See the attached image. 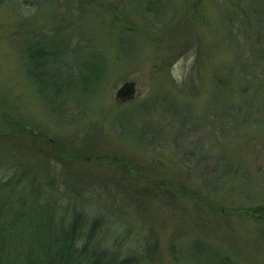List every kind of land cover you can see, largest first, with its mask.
<instances>
[{"label": "rangeland", "instance_id": "1", "mask_svg": "<svg viewBox=\"0 0 264 264\" xmlns=\"http://www.w3.org/2000/svg\"><path fill=\"white\" fill-rule=\"evenodd\" d=\"M44 1L0 6V183L27 172L1 191L43 203L22 236L82 212L78 247L99 217L121 260L264 264V0Z\"/></svg>", "mask_w": 264, "mask_h": 264}, {"label": "trees", "instance_id": "2", "mask_svg": "<svg viewBox=\"0 0 264 264\" xmlns=\"http://www.w3.org/2000/svg\"><path fill=\"white\" fill-rule=\"evenodd\" d=\"M85 2L89 3V0H82L79 5L80 8H82ZM48 3L53 5V0H48ZM43 4H46L44 0H0V6L9 8L14 5L16 8L15 11L18 12L22 10V7L33 8L37 11ZM154 6V0H148L145 9H152L154 11ZM26 44L27 47H25ZM24 45L23 51L26 54L25 58L32 61L37 67L44 66L47 58H57L61 52V46L57 42H51L45 38L39 41L32 39L31 41H26ZM46 45L48 48L53 47L55 50L46 51ZM260 57L263 60L264 53ZM5 118L6 121L14 122L20 127H27V125H22L19 121ZM107 162L114 167L123 164L118 157L114 156H110ZM25 175H27L26 171L24 173L22 172L21 176L18 175L19 177H12L7 183H0V264L139 263L141 258L138 253L121 260L116 254H112L110 249L103 248L98 244L97 233L103 222V219L99 217L92 220V224L86 234L84 245L78 247L77 240L81 230L83 231L82 222H84L85 218L82 212L77 215L74 223L69 228L64 225L56 229V227L54 228V219L51 220L48 217V212L43 209V214L46 215L50 223L44 222L41 224V231L36 232L34 236L30 234L22 236L24 232L19 225L27 219L32 218V210L34 209V205L28 204V200L25 197L29 196V199L33 197L39 206L43 203L31 191L26 190L22 197L18 196V199H12L11 195H5L1 189L5 186L15 198L19 185L25 180ZM49 209L48 207L46 210ZM258 212H260V209Z\"/></svg>", "mask_w": 264, "mask_h": 264}, {"label": "water", "instance_id": "3", "mask_svg": "<svg viewBox=\"0 0 264 264\" xmlns=\"http://www.w3.org/2000/svg\"><path fill=\"white\" fill-rule=\"evenodd\" d=\"M135 92V83L127 82L118 90L117 97L126 100L133 97L135 95Z\"/></svg>", "mask_w": 264, "mask_h": 264}, {"label": "flooded vegetation", "instance_id": "4", "mask_svg": "<svg viewBox=\"0 0 264 264\" xmlns=\"http://www.w3.org/2000/svg\"><path fill=\"white\" fill-rule=\"evenodd\" d=\"M134 97V96H133ZM132 98V97H131Z\"/></svg>", "mask_w": 264, "mask_h": 264}]
</instances>
